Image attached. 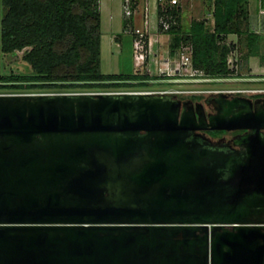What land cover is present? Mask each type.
<instances>
[{
    "label": "water",
    "instance_id": "obj_1",
    "mask_svg": "<svg viewBox=\"0 0 264 264\" xmlns=\"http://www.w3.org/2000/svg\"><path fill=\"white\" fill-rule=\"evenodd\" d=\"M231 94L0 93V264H264V97Z\"/></svg>",
    "mask_w": 264,
    "mask_h": 264
},
{
    "label": "trees",
    "instance_id": "obj_2",
    "mask_svg": "<svg viewBox=\"0 0 264 264\" xmlns=\"http://www.w3.org/2000/svg\"><path fill=\"white\" fill-rule=\"evenodd\" d=\"M248 5L249 0H214L213 28L205 18L194 19L188 30L181 24L180 5L160 6L158 15L170 21L165 32L171 34V54L189 44L195 68L209 77L229 76L234 72L229 58L237 48L229 35L244 36L246 59L260 54L262 37L250 29ZM124 23L127 26V19ZM16 51H24L31 71L3 75V54ZM101 63L100 0H0V89L147 86L149 80L163 78L148 71L104 73Z\"/></svg>",
    "mask_w": 264,
    "mask_h": 264
},
{
    "label": "rangeland",
    "instance_id": "obj_3",
    "mask_svg": "<svg viewBox=\"0 0 264 264\" xmlns=\"http://www.w3.org/2000/svg\"><path fill=\"white\" fill-rule=\"evenodd\" d=\"M107 5L103 9L104 29L102 30V40L104 42L103 60L101 63V70L104 73H124L132 74L135 72L134 65V33L131 28H124L125 16L123 8V0H103ZM264 6V0H253L255 12L259 8V3ZM211 3V0H180L182 8V27L188 30L194 19H208V27L213 28V16L208 14L206 6ZM151 5V4H150ZM151 7V6H150ZM152 7L150 8V20L148 31L151 36H154L157 31L158 15L152 14ZM115 16L118 21V26L109 27L110 16ZM146 17V0L143 1L139 12L136 15L135 27L145 26ZM123 22V24H122ZM250 29L255 30L251 25ZM244 28L247 26L244 25ZM134 28V27H132ZM160 33H165V30L159 29ZM114 31V32H113ZM256 31V30H255ZM257 32V31H256ZM259 33V32H258ZM260 34V33H259ZM118 36L117 47L114 49L110 45L112 36ZM260 54L245 58L247 53V45L244 36L240 37L237 34H231L228 41H233L237 44L236 50L231 54L230 66L233 67L234 72L229 76L224 77H209L208 80L203 81H182V80H168L166 78L149 80L147 86H131V87H98V88H71V89H12L1 88L0 93H21V92H40V91H80V92H107V91H156V90H180L179 94L183 98H190L192 96L207 97L210 95V90L223 88H264V33L260 34ZM111 46V47H110ZM182 47L191 51V46L185 44ZM149 62L150 66L154 64V59H151V47L149 43ZM161 50L155 56L158 57L157 64L163 59ZM162 55V56H160ZM24 51H16L14 53L3 54L1 62V73L7 75L10 73H27L31 71L29 64L24 60ZM167 54L164 56L166 57ZM153 61V62H152ZM156 64L153 65V67ZM142 71V69H141ZM150 75H159L157 67L148 70ZM185 91V92H184ZM189 91V92H186Z\"/></svg>",
    "mask_w": 264,
    "mask_h": 264
},
{
    "label": "built area",
    "instance_id": "obj_4",
    "mask_svg": "<svg viewBox=\"0 0 264 264\" xmlns=\"http://www.w3.org/2000/svg\"><path fill=\"white\" fill-rule=\"evenodd\" d=\"M156 2L157 13L161 6L166 9L167 6L179 5L180 0H154ZM123 8L125 16L132 17L137 14V6L133 7V0H123ZM150 3L146 5V17L145 26L134 28V65L136 67L135 72L143 73L146 70L147 62L149 60V20H150ZM264 13V9L262 10ZM160 24L163 30H167L170 27V21L164 17L158 15L157 29H160ZM231 57L229 58V62ZM142 69V71H141ZM157 71L159 75L163 76L168 80H182V81H203L210 79L203 70L194 67L192 62V53L185 47L175 54L168 55L159 61L157 64ZM68 91H38V92H21V93H65ZM69 92H80V91H69ZM83 92V91H82ZM153 92H172L181 94L183 91L180 90H156ZM185 92V91H184ZM189 92V91H186ZM210 93L217 92H231L233 94H259L264 93V88H223L213 89Z\"/></svg>",
    "mask_w": 264,
    "mask_h": 264
},
{
    "label": "crops",
    "instance_id": "obj_5",
    "mask_svg": "<svg viewBox=\"0 0 264 264\" xmlns=\"http://www.w3.org/2000/svg\"><path fill=\"white\" fill-rule=\"evenodd\" d=\"M143 1L144 0H137V11L138 12H139V8L142 6ZM148 1L151 4L150 6L153 8L152 9V14H155L157 16L158 13H157L156 2L154 0H146V5H147V2ZM106 5H107L106 2L104 3L103 0H100L101 19H102V30L104 29L103 9H104V7ZM248 7H249V19H250L249 23H250V25L257 32H259L260 34L263 35V33H264V13L262 12V10L264 9V6H262L261 5V2H260L259 3L258 10H257V12H255L254 5H253V0H249ZM206 8H208V14L212 15V12H213V9H214V0H211V3H208V5L206 6ZM136 15L133 16V17H130V18L127 17V16H124V18L122 19V21L123 20L125 21V19H127V26H125V23H124V28L125 29L131 28V31H133V33H134V28H135ZM213 22H214V18H213ZM107 24H108L109 27L118 26V21H116V17L112 15V16H110L109 22H107ZM122 24H123V22H122ZM132 27H134V28H132ZM118 39H119V37L118 36H114V35L110 39L112 41L110 45L113 47V49H114L115 46L117 47V40ZM149 43H150L151 52H152L151 55L154 56L151 59H154L153 60L154 61V64H156V66H154V67H153V65H154L153 63L150 66V62L148 61V63H147V69L148 70H151L152 68L157 67L158 57L155 56L156 54H158L161 50H164V49H165V51H163L161 53L163 56L162 55H160V56H162L163 58H165L164 56L166 54L167 55H168V53L171 54V52H170V50H171V48H170L171 34L170 33H167V32L160 33L159 30L157 29V31H156V33H155L154 36H151V34L149 33ZM104 47H105L104 46V42L102 40V60H103V50H104ZM171 55H173V54H171ZM112 73H118V72H112Z\"/></svg>",
    "mask_w": 264,
    "mask_h": 264
},
{
    "label": "flooded vegetation",
    "instance_id": "obj_6",
    "mask_svg": "<svg viewBox=\"0 0 264 264\" xmlns=\"http://www.w3.org/2000/svg\"><path fill=\"white\" fill-rule=\"evenodd\" d=\"M212 94L214 93H210V95H208L207 97H198V96H192L190 98H183V100H188L191 99L193 100L195 103L197 102H202L204 105V109H205V113L209 114L212 112H215V109L212 105L208 104L206 101L208 98H210V96H212ZM236 95H244L247 96L249 98H251L253 101L259 99V98H263L264 97V93H259V94H231L229 95V99H232L234 96ZM203 133H206L207 136H209L212 140L214 141H218L221 138H224L225 141H229L231 140L236 134L243 132V130H236V131H226V130H208V131H202Z\"/></svg>",
    "mask_w": 264,
    "mask_h": 264
}]
</instances>
